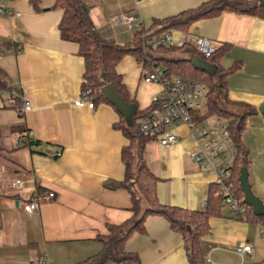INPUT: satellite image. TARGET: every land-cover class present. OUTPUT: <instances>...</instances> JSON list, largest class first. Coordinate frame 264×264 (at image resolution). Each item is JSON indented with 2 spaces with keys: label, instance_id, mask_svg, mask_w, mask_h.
Here are the masks:
<instances>
[{
  "label": "crops",
  "instance_id": "1",
  "mask_svg": "<svg viewBox=\"0 0 264 264\" xmlns=\"http://www.w3.org/2000/svg\"><path fill=\"white\" fill-rule=\"evenodd\" d=\"M55 1L39 0L36 10L29 0H8L20 14H0V77L6 85L0 91L15 89L31 105L21 114L0 96V264H80L100 252L101 238L122 236L126 228L121 225L133 216L130 190L106 184L125 176L122 149L131 141L118 126L129 125L128 112L105 100L95 101L93 108L73 104L84 59L76 42L60 37L62 9ZM82 1L100 36L129 46L137 42V30L150 32L155 18L206 0ZM125 12L139 19L132 29L119 19ZM189 31L219 44L213 61L217 68L237 66L226 76L227 99L256 108L243 119L240 142L247 152V182L257 211L247 204L250 212L245 218L229 212L218 196L215 174L191 158L196 142L184 124L172 126L177 141L169 145L152 138L134 140V154L154 175L159 204L209 209L208 230L200 239L206 264H264L259 225V216H264V112L258 111L264 103V16L223 11L193 22ZM181 32L171 30L175 39ZM152 53L186 64L190 57L187 48ZM116 71L129 103L139 110L148 107L160 85L142 80L140 61L126 54ZM27 129L33 142L16 146L19 133ZM56 151L60 155L52 156ZM18 177L22 185L13 186ZM130 188L140 207H146L135 182ZM34 191L38 205L28 212L24 204ZM243 198L242 191V202ZM143 226L142 232L133 231L124 241V249L135 253L140 264H189L182 233L164 216L147 215ZM241 242L252 250L237 252L235 246Z\"/></svg>",
  "mask_w": 264,
  "mask_h": 264
},
{
  "label": "trees",
  "instance_id": "2",
  "mask_svg": "<svg viewBox=\"0 0 264 264\" xmlns=\"http://www.w3.org/2000/svg\"><path fill=\"white\" fill-rule=\"evenodd\" d=\"M260 0H206L195 7H190L179 11L176 14L155 18L150 27V32L145 33V29H139L135 32L137 42L133 45H119L113 40L106 39L99 35L95 30L93 22L89 16L88 6L82 0H56L55 5L62 9V15L58 22L60 37L64 40L74 41L78 44V54L84 59L83 78L86 80L84 87H89L94 96V103L97 100H105L112 103L101 87L106 83H111L115 90L128 100V94L125 85L122 83L121 75L116 71V65L126 54L133 55L136 60L146 62L147 57L153 53L143 51L139 40L142 36L151 37L164 34L172 29L189 31L190 25L203 18L216 16L223 11H233L237 13H246L252 15L264 16V5ZM34 9L40 10L39 0H29ZM144 33V35H143ZM142 35V36H141ZM183 48L190 51L188 63L182 59H174L166 56H158L154 59L165 66L172 74L189 76L203 82L207 87V96L203 107L193 112L194 117L201 120L209 115H219L228 120L230 134L234 139L236 155L232 167L231 180L239 200L242 198V191L239 186V169L245 166L248 158L247 152L240 142V133L243 128V119L247 114L256 112L254 106L232 102L226 96V76L236 69L233 65L229 68H217L213 62L218 49L209 57H204L189 44L182 46H160L158 49H164L167 52H176ZM205 58L208 62L216 66L214 74H208L205 71L193 67L191 59L194 55ZM1 74V70H0ZM204 76L202 78L200 76ZM5 82L0 77V88H4ZM227 105L236 106L235 109L227 108ZM116 107V106H115ZM135 109L132 122L129 125L121 123L118 127L130 139L131 144L122 149V158L125 164V176L122 181H110L106 183L110 187L125 186L130 190L131 209L133 216L121 227H125V233L122 236L114 237L109 235L101 238L102 249L95 256L88 258L80 264H140L138 256L135 253L124 249L126 237L133 231L142 232L144 230L143 222L147 215L160 214L164 216L170 227L182 233L184 238V247L189 264H206L205 257L201 250V236L208 230L209 209L204 211H190L177 207H168L158 203L155 195V177L141 163L140 157L135 156L133 150V141L144 142L149 137L142 134L136 125V117L148 109ZM29 145L33 142L28 138ZM136 183L140 197L146 202L147 206L140 207L139 197L131 190L130 186ZM217 191V189H216ZM220 198L221 196L218 195ZM222 199V198H221ZM223 201V200H222ZM241 201V200H240ZM242 202V201H241ZM260 221L264 222V216H259ZM112 226L110 229H115Z\"/></svg>",
  "mask_w": 264,
  "mask_h": 264
},
{
  "label": "built area",
  "instance_id": "3",
  "mask_svg": "<svg viewBox=\"0 0 264 264\" xmlns=\"http://www.w3.org/2000/svg\"><path fill=\"white\" fill-rule=\"evenodd\" d=\"M0 14L19 15V11H13L8 0H0ZM119 19L127 28L132 29L139 23L134 12H125L119 15ZM189 44L204 57L211 56L218 48V43L190 31H182L175 39L171 31L151 37L142 36L140 46L143 51L158 49L160 46H182ZM18 46L14 49L17 51ZM141 78L144 82H154L160 85V90L152 96L150 109L136 117L138 130L149 138L158 140L162 145H169L177 141L176 134L172 131L175 124L186 125L196 142V148L190 152L191 158L204 170L214 173L218 194L221 196L229 212L242 218L247 217L250 207L241 202L236 195L231 180L232 167L236 155L234 139L230 134L228 120L219 115H209L198 120L194 117L195 111L201 109L207 96L206 85L192 77L172 74L167 66L158 63L154 54L147 57L146 62L140 61ZM82 83L78 95L73 99L76 106L94 107V96L91 88L84 87ZM2 100L10 106L17 108L24 114L31 108L30 102L23 98L15 89L0 91ZM29 130L19 133L16 146H29ZM52 156H59L60 151L53 152ZM22 178H16L11 182L13 186H21ZM49 192V195H52ZM38 194L34 191L30 200L24 204V209L31 212L38 205ZM261 237L264 239V222L259 221ZM239 253L250 252L252 246L241 242L235 246Z\"/></svg>",
  "mask_w": 264,
  "mask_h": 264
},
{
  "label": "water",
  "instance_id": "4",
  "mask_svg": "<svg viewBox=\"0 0 264 264\" xmlns=\"http://www.w3.org/2000/svg\"><path fill=\"white\" fill-rule=\"evenodd\" d=\"M260 4H264V0L259 1ZM193 67L205 71L208 74H214L216 71V66L204 59H202L200 56L195 55L193 56L192 60ZM101 90L104 92V94L107 96V98L115 104L116 108H118L120 111H127L128 112V123L131 124L132 117L135 112V106L133 104H130L129 102L125 101L122 96L115 90L113 85L111 83H106L101 87ZM259 112H264V103L258 106ZM239 186L240 189L243 191L244 198L243 201L253 206L254 211L256 210V204L254 203V196L252 195L248 182H247V168L246 166H241L239 169Z\"/></svg>",
  "mask_w": 264,
  "mask_h": 264
},
{
  "label": "rangeland",
  "instance_id": "5",
  "mask_svg": "<svg viewBox=\"0 0 264 264\" xmlns=\"http://www.w3.org/2000/svg\"><path fill=\"white\" fill-rule=\"evenodd\" d=\"M169 53H170V52H169ZM200 77H202V78H205V77H204V76H202V75H201ZM225 106H226V105H225ZM226 107H227V106H226ZM227 108H230V107H227Z\"/></svg>",
  "mask_w": 264,
  "mask_h": 264
}]
</instances>
